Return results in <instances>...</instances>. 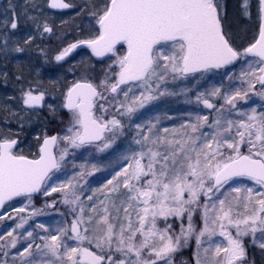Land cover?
Returning a JSON list of instances; mask_svg holds the SVG:
<instances>
[{"label": "snow or ice", "instance_id": "1", "mask_svg": "<svg viewBox=\"0 0 264 264\" xmlns=\"http://www.w3.org/2000/svg\"><path fill=\"white\" fill-rule=\"evenodd\" d=\"M48 7L67 9L72 5L66 0H49ZM241 7L244 16L251 15L250 0H242ZM257 15L258 36L238 50L225 30L222 0H106L91 13L98 25L96 35L68 45L55 60L64 61L81 45L90 48L95 57L115 59L99 84L86 72L67 86L62 104L70 113L66 134H45L34 158L16 151V139L0 138V208L14 197H26L30 205L33 194L41 191L45 196L63 192L62 202L73 206L71 223L54 229V235L33 237L27 232L32 242L23 250L29 258L25 264H173L172 256L193 237L195 264H254L249 261L245 238L264 252V111L255 107L240 111L236 120L226 118L224 112L227 105L231 115L239 101L250 98L249 93L264 98V0H258ZM10 26L16 29L18 25L12 20ZM52 31L47 23L43 25L44 33ZM4 43L6 47L7 40ZM118 46H126L122 54ZM242 57L248 71L237 79L247 88L223 94L224 104L211 124L208 116L197 115L194 123L181 125L184 131L179 138L176 133L172 138L153 133L154 125L146 130L136 125L138 134L143 133L134 140L139 150L123 157L125 166L107 182L106 191L100 190L104 199L97 197L98 204L93 202L86 210L74 191L78 183H49L61 170L69 147L98 144L102 145L99 151L112 147L115 134L124 125L116 115L105 118L106 105L112 106L109 96L118 115H131L158 99L154 93L169 77L176 80L221 69ZM257 83L262 89L259 92L254 91ZM45 95L38 87H29L21 92V103L27 111L39 110L45 105ZM121 95L124 102L117 99ZM221 95V89L214 88L207 97L199 93L196 100L216 109L210 97ZM48 107L52 110V105ZM205 126L213 129L210 135L202 131ZM163 132L167 134L168 129ZM61 142L67 147L60 149L58 158L55 148ZM243 146H247L246 153L241 151ZM238 178L253 181L261 190L243 185L230 188L231 199L222 194L223 199L213 200ZM202 195L207 198L203 205ZM87 199L92 202L93 196ZM46 206L54 207L55 202ZM201 206L203 227L197 231L192 216ZM27 208L17 211L23 213ZM40 214L33 208L28 218ZM185 215L187 227L182 224L179 234L173 232L168 219L183 220ZM160 220L165 222L164 228L158 226ZM25 223L27 218H21L17 228ZM36 227L48 232L44 224ZM216 236L222 239L217 242ZM36 238L40 243L33 248ZM10 246L16 247L15 238Z\"/></svg>", "mask_w": 264, "mask_h": 264}, {"label": "rangeland", "instance_id": "2", "mask_svg": "<svg viewBox=\"0 0 264 264\" xmlns=\"http://www.w3.org/2000/svg\"><path fill=\"white\" fill-rule=\"evenodd\" d=\"M68 1L75 5L73 10L54 12L48 8V0H0V138L16 139L18 141L16 151L30 158L37 156L45 134L48 136L54 133L61 136L66 134L64 130L69 127L70 113L62 107V104L67 86L74 80L80 79L86 72L94 83L99 84L104 79L108 66L115 59V57L111 59L94 57L88 49L80 48L64 61L55 60V56L68 45L96 35L98 25H95L91 13L106 2V0ZM222 3L225 15L223 23L226 32L230 34V42L233 47L243 50L258 36L260 24L257 15L258 1L250 0V16L243 15L242 0H222ZM12 20L17 22L16 29L10 26ZM45 23L52 27L51 33L43 32ZM29 38H31L30 42L25 43ZM5 40H7L6 47ZM17 47L23 48L24 51H14ZM124 50L125 48H120L118 51L122 54ZM247 59L251 60L250 57ZM242 71H248V63L243 57L234 65L223 69L190 74L187 78L181 77L176 80L169 77L166 83L161 85L160 91L154 93L158 99L148 102L131 115H118L114 111L115 101L109 96L112 106L106 105L109 111L105 118L110 119L116 115L124 125L123 131L115 134L112 147L103 151L98 150V146L102 147L98 144L80 148L69 147V155L62 162L61 170L55 173L49 183L53 186L69 180L74 185L78 183L79 187L74 191L81 197L86 210L93 202L98 204L97 197L104 199L100 190L106 191L104 186L107 182L125 166L123 157L131 150H139L134 140L139 139L143 133L138 134L137 124H140L141 129L144 130L149 125H154L153 133L160 136L167 135L169 138H172L173 133L179 138V133L184 131L181 125L194 123L197 115L208 116V124H211L217 116V110L224 104L223 94L235 91L236 88L241 90L247 88L246 83L237 79ZM29 87H38L46 94L45 105L39 110L27 111L21 103V92ZM214 88H220L222 94L220 97H210L216 109H208L197 102L196 96L199 93H204L207 97ZM261 90V85L257 83L254 91ZM136 94L138 95V91ZM249 97L247 101H239L231 115H228V106L225 105V117L236 120L240 111H248L254 107L258 111H264V98L252 93H249ZM117 99L124 102L122 95ZM48 105H52V110ZM164 129H168L167 134L163 132ZM202 131L210 135L213 129L205 126ZM65 147L67 145L64 142L56 147L58 158L60 149ZM241 151L246 153L247 146H243ZM243 185L253 187L255 191L261 190L253 181L238 178L225 185L213 196V200L216 197L223 199L222 194L228 195L231 199L233 194L230 188ZM63 196V192H53L45 196L42 191L38 196H32L30 205L28 199L24 197L6 206L0 214L2 217L0 237H3L0 239V264H25L29 258L23 250L32 242L27 238V232L31 231L33 237L45 236L49 233L54 235V229L71 223L74 218L71 213L73 206L64 204ZM88 196H93L92 202L88 201ZM53 202H55L54 207L46 206L52 205ZM205 202L207 198L202 195L201 205ZM25 205H28L25 212L17 211ZM33 208L40 210L41 214L28 218ZM21 218H27V223L23 228H17ZM192 222L197 231L203 227L202 206L195 209ZM167 223L171 225L173 232L179 234L182 224L187 227V215L183 220L170 217ZM39 224H44L48 232L37 228ZM158 226L164 228L165 222L158 221ZM9 232H12V237L8 236ZM12 238L16 239L14 248L10 246ZM204 239L207 240V237ZM213 239L219 242L222 238L216 236ZM39 243V238H36L33 248ZM245 245L249 261L254 264H264V252L258 246H254L250 238H245ZM195 252L196 243L193 237L186 247H182L172 256L173 264H195Z\"/></svg>", "mask_w": 264, "mask_h": 264}, {"label": "water", "instance_id": "3", "mask_svg": "<svg viewBox=\"0 0 264 264\" xmlns=\"http://www.w3.org/2000/svg\"><path fill=\"white\" fill-rule=\"evenodd\" d=\"M66 2H68V3H70L68 0H66ZM48 3H49V0H48ZM71 5H72V7H70V8H67V9H52V8H50L49 7V9H51V10H53V11H56V12H61V11H68V10H71V9H73L74 8V4H72V3H70ZM87 46H85V45H81L79 48H86ZM88 48V47H87ZM78 49V48H77ZM76 50V49H75ZM75 50H73V52L75 51ZM89 50L91 51V49L89 48ZM72 52V53H73ZM72 53H70L69 55H71ZM92 53V52H91ZM98 58H103V57H98ZM237 62V61H236ZM236 62H234L233 64H235ZM232 64V65H233ZM232 65H228V66H226V67H230V66H232ZM226 67H224V68H226ZM222 69V68H221ZM67 110V109H66ZM68 111V110H67ZM52 135H57V133H54V134H52ZM49 136H51V135H49ZM42 144V143H41ZM55 152H56V148H55ZM30 158V157H29ZM40 194V192L39 193H35V194H33V196H36V195H39ZM21 198H23V197H14L12 200H10V201H6L5 202V205L2 207V208H0V213L2 212V210L4 209V207L8 204V203H10V202H12V201H16V200H19V199H21Z\"/></svg>", "mask_w": 264, "mask_h": 264}, {"label": "trees", "instance_id": "4", "mask_svg": "<svg viewBox=\"0 0 264 264\" xmlns=\"http://www.w3.org/2000/svg\"><path fill=\"white\" fill-rule=\"evenodd\" d=\"M258 1V0H257ZM120 48H118V50H119Z\"/></svg>", "mask_w": 264, "mask_h": 264}]
</instances>
